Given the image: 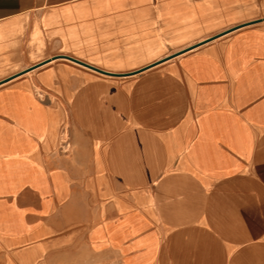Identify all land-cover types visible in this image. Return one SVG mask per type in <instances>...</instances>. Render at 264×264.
Wrapping results in <instances>:
<instances>
[{
  "label": "crops",
  "instance_id": "obj_1",
  "mask_svg": "<svg viewBox=\"0 0 264 264\" xmlns=\"http://www.w3.org/2000/svg\"><path fill=\"white\" fill-rule=\"evenodd\" d=\"M0 264H264V0H0Z\"/></svg>",
  "mask_w": 264,
  "mask_h": 264
},
{
  "label": "water",
  "instance_id": "obj_2",
  "mask_svg": "<svg viewBox=\"0 0 264 264\" xmlns=\"http://www.w3.org/2000/svg\"><path fill=\"white\" fill-rule=\"evenodd\" d=\"M255 22H257V21H255ZM240 26H243V25H240ZM236 28H237V27H236ZM234 29H235V28L230 29L229 31H232V30H234ZM229 31H226V32H224V33H221V34H219V35H216V36H214V37H211L210 39H208V41L213 40V39H215V38H217V37H219V36H221V35H223V34L229 32ZM196 46H198V45H195L194 47H196ZM194 47H190L189 49L194 48ZM189 49H185L184 51L178 52V53L172 55L171 57H174V56H176V55H178V54H180V53H182V52H185V51H187V50H189ZM76 62H79V61H76ZM160 62H162V61H160ZM79 63H81V64H83V65H85V66H88V67H90V68H92V69H94V70H96V71L101 72V73L110 74V73H106V72H104V71H102V70H100V69H97V68L91 67V66H89V65H87V64H85V63H82V62H79ZM155 64H157V63H155ZM155 64H154V65H155ZM152 66H153V65H152Z\"/></svg>",
  "mask_w": 264,
  "mask_h": 264
},
{
  "label": "rangeland",
  "instance_id": "obj_3",
  "mask_svg": "<svg viewBox=\"0 0 264 264\" xmlns=\"http://www.w3.org/2000/svg\"><path fill=\"white\" fill-rule=\"evenodd\" d=\"M65 130L67 131V134L64 135L65 140H66V142H65L64 144L66 145L67 143L69 144V142H70V140H69V138H70V134H69L68 128L65 129ZM68 146H69V147H67L66 149H64V150L66 151V154H70L71 151H72V147L70 146V144H69Z\"/></svg>",
  "mask_w": 264,
  "mask_h": 264
}]
</instances>
